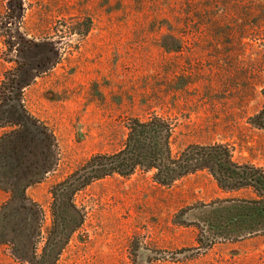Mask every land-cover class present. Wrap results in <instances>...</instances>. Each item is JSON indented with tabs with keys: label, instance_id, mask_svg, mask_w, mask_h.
Wrapping results in <instances>:
<instances>
[{
	"label": "rangeland",
	"instance_id": "obj_1",
	"mask_svg": "<svg viewBox=\"0 0 264 264\" xmlns=\"http://www.w3.org/2000/svg\"><path fill=\"white\" fill-rule=\"evenodd\" d=\"M263 8L264 0H0V208L9 230L23 217L27 227L20 240L10 232L0 241V264H29L56 184L93 154L117 150L128 118L170 120L175 155L219 143L264 168V130L249 123L263 102ZM37 50L47 55L36 59ZM18 183L24 198L14 201ZM235 194L206 169L168 186L140 172L94 181L75 195L83 225L56 264H264V234L195 249V227L176 218Z\"/></svg>",
	"mask_w": 264,
	"mask_h": 264
},
{
	"label": "trees",
	"instance_id": "obj_2",
	"mask_svg": "<svg viewBox=\"0 0 264 264\" xmlns=\"http://www.w3.org/2000/svg\"><path fill=\"white\" fill-rule=\"evenodd\" d=\"M261 95L262 105L249 123L264 130V86ZM125 127L124 139L117 150L93 154L80 169L56 184L49 207L50 224L42 236L40 251L37 253L35 249L27 259L29 264H56L70 237L82 227L84 217L75 203L80 190L94 181L114 176L129 178L136 172L151 173L154 181L168 186L206 169L220 189L236 193L188 206L176 214L180 223L195 227V249L209 248L220 240L237 241L264 234L263 167L234 160L231 149L219 143L191 144L175 155L174 125L158 114L128 118ZM10 192L12 200H19L24 198L25 186L18 183ZM6 208L5 205L0 208V241L7 240L10 232L12 238L20 240L27 228L23 225L26 217L16 219L9 230ZM33 231L34 227H29L28 234Z\"/></svg>",
	"mask_w": 264,
	"mask_h": 264
},
{
	"label": "snow or ice",
	"instance_id": "obj_3",
	"mask_svg": "<svg viewBox=\"0 0 264 264\" xmlns=\"http://www.w3.org/2000/svg\"><path fill=\"white\" fill-rule=\"evenodd\" d=\"M47 55V53L43 52L42 50H37L35 52L32 53V56L36 59H42L43 57H45Z\"/></svg>",
	"mask_w": 264,
	"mask_h": 264
}]
</instances>
